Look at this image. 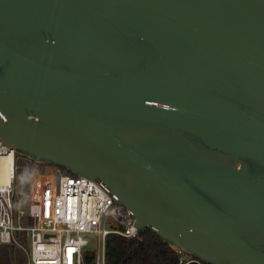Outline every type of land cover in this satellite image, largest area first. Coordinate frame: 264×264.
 <instances>
[{
	"label": "water",
	"instance_id": "95a60500",
	"mask_svg": "<svg viewBox=\"0 0 264 264\" xmlns=\"http://www.w3.org/2000/svg\"><path fill=\"white\" fill-rule=\"evenodd\" d=\"M0 142L99 183L137 254L264 264V0H0Z\"/></svg>",
	"mask_w": 264,
	"mask_h": 264
},
{
	"label": "built area",
	"instance_id": "2783aa9c",
	"mask_svg": "<svg viewBox=\"0 0 264 264\" xmlns=\"http://www.w3.org/2000/svg\"><path fill=\"white\" fill-rule=\"evenodd\" d=\"M15 173V153L0 142V244H17L14 233L24 232L28 248L17 245L26 256V264H85L86 250L93 251L94 264H105L108 235L137 237L130 211L117 204L99 183L59 169L48 174L30 172L28 214L33 225L15 226ZM89 233L95 234L94 249L88 248ZM179 264L206 263L186 256Z\"/></svg>",
	"mask_w": 264,
	"mask_h": 264
},
{
	"label": "trees",
	"instance_id": "16d2710c",
	"mask_svg": "<svg viewBox=\"0 0 264 264\" xmlns=\"http://www.w3.org/2000/svg\"><path fill=\"white\" fill-rule=\"evenodd\" d=\"M16 173L23 182V192H25V204L22 216L17 221L18 216L14 211L13 222L15 226L28 227L33 225V221L28 214L30 203L29 180L30 172L36 170L40 174H48L56 169L67 175H73L70 171L51 164H36L33 161L15 154ZM14 238L18 245L26 247L27 239L24 232L14 233ZM140 254L135 248L138 243L136 238H122L116 235H108L105 243V264H179L180 258L191 257L184 253L173 251L153 232L146 230L142 237ZM17 244H0V264H26V256ZM84 263L94 264V253L91 250L84 252Z\"/></svg>",
	"mask_w": 264,
	"mask_h": 264
},
{
	"label": "rangeland",
	"instance_id": "374dc122",
	"mask_svg": "<svg viewBox=\"0 0 264 264\" xmlns=\"http://www.w3.org/2000/svg\"><path fill=\"white\" fill-rule=\"evenodd\" d=\"M25 192H23V182L21 178L17 175L14 180L13 184V208H12V215L14 216V211L16 210V215L18 216L17 221H19V218L22 216V210L24 208L25 204ZM19 232H15L16 234ZM86 238L89 242L88 248L94 249L95 248V234L89 233L86 235ZM28 243L26 244V247L28 248Z\"/></svg>",
	"mask_w": 264,
	"mask_h": 264
},
{
	"label": "bare ground",
	"instance_id": "6f19581e",
	"mask_svg": "<svg viewBox=\"0 0 264 264\" xmlns=\"http://www.w3.org/2000/svg\"><path fill=\"white\" fill-rule=\"evenodd\" d=\"M3 179H5V177H4V173H3V177H2Z\"/></svg>",
	"mask_w": 264,
	"mask_h": 264
}]
</instances>
